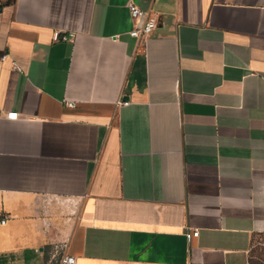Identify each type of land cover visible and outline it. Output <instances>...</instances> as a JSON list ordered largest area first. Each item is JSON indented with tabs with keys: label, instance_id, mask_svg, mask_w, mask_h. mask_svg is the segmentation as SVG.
I'll return each instance as SVG.
<instances>
[{
	"label": "crops",
	"instance_id": "1",
	"mask_svg": "<svg viewBox=\"0 0 264 264\" xmlns=\"http://www.w3.org/2000/svg\"><path fill=\"white\" fill-rule=\"evenodd\" d=\"M130 1L158 16L146 41ZM58 242L264 264V0H0V264Z\"/></svg>",
	"mask_w": 264,
	"mask_h": 264
},
{
	"label": "built area",
	"instance_id": "2",
	"mask_svg": "<svg viewBox=\"0 0 264 264\" xmlns=\"http://www.w3.org/2000/svg\"><path fill=\"white\" fill-rule=\"evenodd\" d=\"M128 7L130 10V15L132 20L135 23L134 28L130 31V34L137 38L140 41H146L150 34L157 28L159 24L158 16L151 12L145 11L141 9L136 3L130 1L128 3ZM74 38V33H61L60 31H55L53 33L54 41H71ZM13 68L21 71L22 67L13 62ZM68 105L72 106L74 104L73 101H67ZM127 104V102H123ZM11 118L17 117L16 112H10L7 114ZM5 218L1 221L5 222ZM199 231L196 229L192 233L194 235H198ZM76 257L68 252V243L67 242H58L54 243L49 249L47 253L46 264H76Z\"/></svg>",
	"mask_w": 264,
	"mask_h": 264
}]
</instances>
